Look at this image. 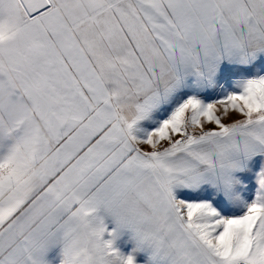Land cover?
<instances>
[{
	"label": "snow or ice",
	"instance_id": "snow-or-ice-1",
	"mask_svg": "<svg viewBox=\"0 0 264 264\" xmlns=\"http://www.w3.org/2000/svg\"><path fill=\"white\" fill-rule=\"evenodd\" d=\"M0 264H264V0H0Z\"/></svg>",
	"mask_w": 264,
	"mask_h": 264
}]
</instances>
